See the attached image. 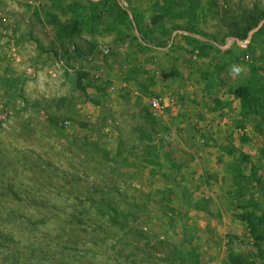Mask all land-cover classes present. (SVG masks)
I'll use <instances>...</instances> for the list:
<instances>
[{"label":"rangeland","instance_id":"374dc122","mask_svg":"<svg viewBox=\"0 0 264 264\" xmlns=\"http://www.w3.org/2000/svg\"><path fill=\"white\" fill-rule=\"evenodd\" d=\"M0 264H264V0H0Z\"/></svg>","mask_w":264,"mask_h":264},{"label":"built area","instance_id":"2783aa9c","mask_svg":"<svg viewBox=\"0 0 264 264\" xmlns=\"http://www.w3.org/2000/svg\"><path fill=\"white\" fill-rule=\"evenodd\" d=\"M168 100H169L170 104L168 106H166L164 104V102L161 100V98H154L153 101H152L153 112L155 114L164 115L166 110H167V108H169L170 106L175 105L173 98L169 97Z\"/></svg>","mask_w":264,"mask_h":264},{"label":"crops","instance_id":"0c3cea01","mask_svg":"<svg viewBox=\"0 0 264 264\" xmlns=\"http://www.w3.org/2000/svg\"><path fill=\"white\" fill-rule=\"evenodd\" d=\"M161 99H162V98H161ZM165 100L167 101V103L165 102ZM163 102H164V104H165L166 106L169 105V100H168V98H165ZM168 112H169V110H168V108H167V110H166L164 116H165Z\"/></svg>","mask_w":264,"mask_h":264},{"label":"clouds","instance_id":"9594fccd","mask_svg":"<svg viewBox=\"0 0 264 264\" xmlns=\"http://www.w3.org/2000/svg\"><path fill=\"white\" fill-rule=\"evenodd\" d=\"M234 71H236V72H239V69H233Z\"/></svg>","mask_w":264,"mask_h":264},{"label":"trees","instance_id":"16d2710c","mask_svg":"<svg viewBox=\"0 0 264 264\" xmlns=\"http://www.w3.org/2000/svg\"><path fill=\"white\" fill-rule=\"evenodd\" d=\"M147 140V139H146Z\"/></svg>","mask_w":264,"mask_h":264}]
</instances>
